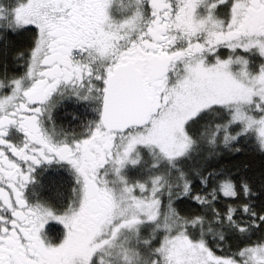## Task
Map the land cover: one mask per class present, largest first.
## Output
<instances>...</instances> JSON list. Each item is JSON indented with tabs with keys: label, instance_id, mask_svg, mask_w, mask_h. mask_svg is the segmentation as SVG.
<instances>
[{
	"label": "snow or ice",
	"instance_id": "snow-or-ice-1",
	"mask_svg": "<svg viewBox=\"0 0 264 264\" xmlns=\"http://www.w3.org/2000/svg\"><path fill=\"white\" fill-rule=\"evenodd\" d=\"M0 264H264V0H0Z\"/></svg>",
	"mask_w": 264,
	"mask_h": 264
}]
</instances>
